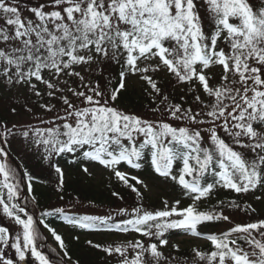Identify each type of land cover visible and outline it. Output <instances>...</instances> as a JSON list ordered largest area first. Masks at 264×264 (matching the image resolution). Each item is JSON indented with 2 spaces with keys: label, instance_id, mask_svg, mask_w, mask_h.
Here are the masks:
<instances>
[{
  "label": "snow or ice",
  "instance_id": "6c2138e0",
  "mask_svg": "<svg viewBox=\"0 0 264 264\" xmlns=\"http://www.w3.org/2000/svg\"><path fill=\"white\" fill-rule=\"evenodd\" d=\"M132 78L144 85L141 110L121 106ZM0 87L27 113H43L36 123L0 118V214L15 225H0V264L29 257L80 264L47 222L56 214L82 230L137 234L86 241L116 264H264V216L252 204L233 198L201 206L220 189L237 197L264 192V0H0ZM178 87L184 95L177 98ZM17 138L48 162L57 191L65 171L56 158L71 156L89 176L90 163L110 171L135 199L104 215L54 207L37 217L38 177L10 162ZM122 164L147 165L190 202L149 205V185ZM236 212L247 219L236 220ZM216 223L229 227L203 230ZM41 226L57 243L56 259L43 250ZM174 231L210 247H193L190 258L165 255ZM172 248L180 252L179 244Z\"/></svg>",
  "mask_w": 264,
  "mask_h": 264
},
{
  "label": "trees",
  "instance_id": "16d2710c",
  "mask_svg": "<svg viewBox=\"0 0 264 264\" xmlns=\"http://www.w3.org/2000/svg\"><path fill=\"white\" fill-rule=\"evenodd\" d=\"M218 71V70H217ZM162 81L167 84L168 77L163 73L160 74ZM135 81V82H133ZM143 87L140 82L135 78H132V82L129 85V90L125 94L123 101L121 102L122 107L131 108L133 110H141L142 106L147 104L148 101L144 96ZM174 95L178 98L184 95V91L181 87H178L174 91ZM16 94L10 90L0 87V118L6 119L11 123H36V115H43L40 109L34 108V114H29L19 107L15 102ZM189 103H191L192 93H189L186 97ZM41 103L43 101H40ZM55 102V101H53ZM11 106H16L18 109L17 114L13 115L10 113L9 108ZM9 152L20 164V170L23 171L27 168L31 173L38 177V182L34 183V193L37 196L39 207L34 209V214L39 217L40 212L43 210H50L54 207H65L67 211L76 215H104L106 213L115 212V209L130 205L135 199L134 194L116 177L108 170L104 169L102 166V176L93 174L92 170H89L92 175L89 176L82 171V164L80 162L72 163L71 156L57 157L60 166L65 171V187L62 192L57 191L56 183L57 176L52 168H50L48 162L41 159L40 154L35 151H29L22 143V138H17L13 140L12 144L8 146ZM14 166H17L13 160L10 161ZM88 167L92 169H99V165L96 163L88 164ZM121 170H130L131 173H138L146 178H156L162 180L161 182L166 185L164 189V194L162 196L153 197L145 192L146 202L153 207H162L161 201L164 198H169L170 201L176 199H181L182 206L188 204L190 201L187 198H181V190L177 185L172 182H166L162 178L155 176L151 169L145 166V168L137 171L127 168L126 165H121ZM100 171V169H99ZM144 191V189H142ZM113 192H118L124 197L123 200L118 199L112 195ZM257 195L264 196V192L256 191L254 193H248L243 196L237 197L235 193L220 189L216 192L215 198L208 202L202 203V207H205L207 203L215 204L217 200L223 199L225 201L229 199L242 200L245 203L252 204L256 208L257 214L264 216V207L262 206L260 200H256ZM63 196V199L60 197ZM262 200V199H261ZM73 205H75L73 207ZM31 209V205H28ZM234 218L236 220H246L247 217L236 212ZM47 222L51 224L52 227L56 228L58 233L62 234L68 244L70 255L73 260L79 259L80 264H116L114 258L107 257L105 253L100 250L90 248L86 241L80 234L88 231L79 228H74L68 225L59 214L49 216L46 218ZM120 217H116L119 220ZM0 225H7L10 230L15 228V225L2 214H0ZM229 227L226 223H216L210 225L208 229H203L204 231L218 232L220 230H226ZM43 234L47 237L44 240V244L48 240V234L46 229L41 226ZM185 233L180 231H174L170 234L171 239H177L183 236ZM75 236H79L80 239L77 241L74 239ZM137 238V235L136 237ZM134 238V239H135ZM94 243L107 244L114 241H105L104 239L100 241H93ZM193 247H200L202 249H208L210 247L209 242L203 245H196V243H187L184 246H180V252L176 253L172 247L168 250H164L165 255L171 253L172 255H180L191 257V249ZM54 248L52 245L47 246V251L49 252L51 258L56 259L54 253L51 249ZM14 250H9L8 255L13 256ZM18 259V258H17ZM21 264H36L34 258L29 257L25 262H19Z\"/></svg>",
  "mask_w": 264,
  "mask_h": 264
},
{
  "label": "rangeland",
  "instance_id": "374dc122",
  "mask_svg": "<svg viewBox=\"0 0 264 264\" xmlns=\"http://www.w3.org/2000/svg\"><path fill=\"white\" fill-rule=\"evenodd\" d=\"M133 82H135V81H133ZM93 172L95 174H97L98 176H101V171L96 169V170H93ZM145 182L149 185L150 191H148V193L150 195H152L153 197L162 196L164 194V189H165L166 185H164L161 181L156 180V179H145ZM164 199H167L169 201V203H172V201H170L169 198H164ZM260 202H261L262 206L264 207V198H262V200H260ZM83 237L84 238H87V237L88 238H94L95 240H98L99 239L98 237H100V236L99 235L95 236V235L89 234V235H84ZM128 237H135V235L116 234L113 236V240L120 241V240L128 239ZM190 240H194L197 245L204 243L201 240L191 239V238L178 239L177 242L179 244L181 243L182 245H184V244L189 243L187 241H190ZM171 243L172 242H170L169 245L166 246L165 248L171 247L172 246ZM56 247H57V245H56Z\"/></svg>",
  "mask_w": 264,
  "mask_h": 264
}]
</instances>
